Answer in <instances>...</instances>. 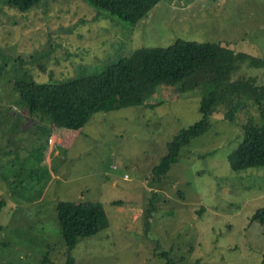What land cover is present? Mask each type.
Segmentation results:
<instances>
[{
    "label": "rangeland",
    "instance_id": "374dc122",
    "mask_svg": "<svg viewBox=\"0 0 264 264\" xmlns=\"http://www.w3.org/2000/svg\"><path fill=\"white\" fill-rule=\"evenodd\" d=\"M178 38L224 45L236 58L230 78L264 84V65L241 56L264 59V0H161L133 28L86 0L25 11L0 0V264L67 263L57 201L99 202L106 213V226L76 243L72 264H264V229L252 219L264 207V166L229 167L238 124L215 113L162 180L151 174L167 143L202 117L200 87H158L145 99L158 103L95 111L72 130L51 128L14 86L28 75L92 74ZM241 112L263 125L257 106Z\"/></svg>",
    "mask_w": 264,
    "mask_h": 264
},
{
    "label": "trees",
    "instance_id": "16d2710c",
    "mask_svg": "<svg viewBox=\"0 0 264 264\" xmlns=\"http://www.w3.org/2000/svg\"><path fill=\"white\" fill-rule=\"evenodd\" d=\"M41 1L8 0V3L25 11ZM86 1L99 14L133 28L161 0ZM241 56L250 64L264 65L263 58ZM235 60L230 50L218 42L178 38L166 46L135 48L92 74L41 82L28 75L16 79L14 86L28 110L48 117L51 128L72 130L82 128L95 111L156 104L157 100L146 102L145 99L158 87L174 86L179 92L200 87L202 117L167 143L166 154L151 168L158 181L178 162L183 147L209 131L210 118L215 113H220L225 121L238 124L243 131L242 141L227 156L231 170L264 166V84L252 75L230 78ZM248 104L257 106L263 125L243 116L241 111ZM5 205L6 199L0 198V211ZM55 209L69 255L66 264H72L71 252L76 243L104 228L106 213L99 202L57 201ZM252 219L264 229V207L255 211Z\"/></svg>",
    "mask_w": 264,
    "mask_h": 264
},
{
    "label": "crops",
    "instance_id": "0c3cea01",
    "mask_svg": "<svg viewBox=\"0 0 264 264\" xmlns=\"http://www.w3.org/2000/svg\"><path fill=\"white\" fill-rule=\"evenodd\" d=\"M53 136V135H52Z\"/></svg>",
    "mask_w": 264,
    "mask_h": 264
}]
</instances>
